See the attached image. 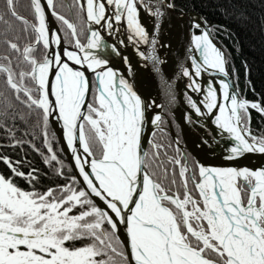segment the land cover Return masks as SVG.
I'll list each match as a JSON object with an SVG mask.
<instances>
[{"label": "snow or ice", "instance_id": "6c2138e0", "mask_svg": "<svg viewBox=\"0 0 264 264\" xmlns=\"http://www.w3.org/2000/svg\"><path fill=\"white\" fill-rule=\"evenodd\" d=\"M18 3L3 0L0 9V24L7 25L0 32V132L10 147L29 144L39 152L15 135L16 121L28 122L35 114L44 163L59 165L53 170L66 182L39 191L37 169L23 170V160L0 154L9 171L0 172V264H264V167L204 166L190 162L178 145L169 156L171 145L154 140L146 150L149 106L100 54L110 47L120 55L124 41L106 45L103 32L118 35V26H126L138 51L140 44L152 46L139 54L154 67L161 63L154 54L157 39H149L140 13L155 18L159 29L173 0H86V5L76 0L90 25L86 43L75 24L57 12L56 0H28L30 18L18 13ZM49 13L70 30L67 45L49 28ZM13 22L21 27L10 37ZM189 27L190 64L181 65L182 75L203 99L188 96L187 103L197 116L206 110L222 136L227 134L226 160L264 156V136L250 129L251 110L264 115V100L240 97L206 21L195 17ZM22 39L28 41L23 46ZM205 74L211 77L206 88L200 83ZM50 121L60 125L71 152L67 173ZM150 122L158 127L161 116Z\"/></svg>", "mask_w": 264, "mask_h": 264}, {"label": "trees", "instance_id": "16d2710c", "mask_svg": "<svg viewBox=\"0 0 264 264\" xmlns=\"http://www.w3.org/2000/svg\"><path fill=\"white\" fill-rule=\"evenodd\" d=\"M173 2L176 10L198 13L211 25L215 40L229 54L228 69L239 95L252 101L264 100V0H174ZM27 3L28 0H19L17 11L21 16L30 18ZM56 5L57 12L74 23L78 33H82L79 38L83 43L87 30L78 3L75 0H56ZM3 7V0H0V9ZM225 9L228 10L227 14H225ZM5 19L10 20L11 18L5 16ZM55 20L67 44L68 39L71 38L70 30H67L56 18ZM13 27L14 30L8 32L10 37L18 35L21 26L18 22H13ZM217 29L219 31H216ZM5 31H7V25L0 24V32ZM65 32H69V35L65 36ZM27 42L22 39L21 46ZM35 55L39 58L40 52L37 51ZM9 124L11 126V121ZM15 129L17 139L31 141L40 151L33 150L29 144L12 148L9 146L11 140L7 138L6 133L0 132V144L4 145L0 148V154L8 155L13 160H23V170L37 169L40 173V180L36 189L39 191L65 183L64 178L57 176L53 170V167H59V165L50 167L44 163L41 152L46 150L40 135L42 129L38 126L37 116L33 114L28 122L16 121ZM250 129L252 134L264 136V115L251 110ZM49 133L50 135L52 133L50 125ZM53 144L58 158L64 162L67 173L68 163L63 158L56 139ZM168 150L171 152L169 147ZM163 152L164 149H161L162 156ZM0 172L9 174L7 167L2 163H0ZM16 183L22 188L30 189L31 187L20 178H16Z\"/></svg>", "mask_w": 264, "mask_h": 264}, {"label": "water", "instance_id": "95a60500", "mask_svg": "<svg viewBox=\"0 0 264 264\" xmlns=\"http://www.w3.org/2000/svg\"><path fill=\"white\" fill-rule=\"evenodd\" d=\"M81 2L85 3L86 5V0H81ZM140 15L143 16L146 20H152L153 18L144 11H141ZM195 17H199L203 21H206L198 13L180 11L176 10L175 8L167 10L163 18L165 24L169 26V28L175 34L173 43H176L179 38H184L187 42V53L180 58L178 64L174 67L173 74L175 77V84H161L159 77L154 75L157 78L159 84H152L151 86L145 85L146 87L134 84L133 89L141 97L145 104L151 108L150 119L154 118L157 114L161 115L162 104L164 103L166 105L173 120L172 124L171 120L167 117L168 123L170 124L169 134L171 135L172 142L176 145V147L177 145L179 146L182 152H184L188 156L190 162L192 160H196L204 166L210 167H249L253 169L264 167V156H261L260 154H247L244 157L236 159L234 161L226 160V153L224 151L225 142L223 136H226L227 134H223L222 136L220 130L212 123V119L208 117V115L206 114V110H204L203 108L202 111L205 112V115L197 116L194 110L189 106V104L184 98L185 93L186 95L191 96L193 100L197 102L203 99L202 94H195L187 87L186 78L182 75L181 69V65L188 66L190 64V53L188 50L190 48L192 30L189 26L191 24L192 19ZM47 23L50 29L58 30L60 36L62 37L60 28L55 20V17L52 16L50 13L47 17ZM86 24L87 28L89 29V23L86 22ZM208 25L211 26L210 24ZM91 28L94 29V24L91 25ZM103 36L105 44H107L109 41L112 42L118 39V37H115L113 35L110 38L107 37L105 32H103ZM63 43L67 45L64 40ZM111 63L112 62L110 61V64ZM220 78L221 77L217 75V81ZM210 79L211 77L208 74H205L200 79V83L203 84L206 88V85L210 81ZM227 79L234 86L230 74ZM189 116H191L192 118L191 122L188 120ZM150 119L145 124L144 136L146 137V139L144 140L143 144V147L145 149L146 143L150 140L152 131L156 128V126L151 124ZM49 125L51 127L52 132L56 133V141L59 146L60 152L69 165L71 163V152L70 150H65L66 144L63 142V133L61 131V127L59 124H54L52 121H50ZM205 141H207V143H205ZM216 141H219V145L216 143ZM120 236L122 239L125 238L123 229H121Z\"/></svg>", "mask_w": 264, "mask_h": 264}, {"label": "bare ground", "instance_id": "6f19581e", "mask_svg": "<svg viewBox=\"0 0 264 264\" xmlns=\"http://www.w3.org/2000/svg\"><path fill=\"white\" fill-rule=\"evenodd\" d=\"M163 18L159 21L160 26L159 29H157V21L155 18L146 20L140 15L141 25L149 33V39L151 40L153 37L157 39L154 54L159 58L161 63L157 64L155 67L151 60H146L139 54L140 52L147 53L152 46L150 44H140L138 46V51L137 45L128 41L129 33L126 26H118L120 28L119 34L113 35L124 41V43L120 45V55L115 57V55L111 53L110 47H108V51H106L105 54L104 52L101 53L112 62L110 64L111 67H119L121 69L132 86L135 84L146 87L152 84H159L155 76L159 77L161 84H175V77L173 74L174 67L178 64L180 58L187 53V42L186 39L179 38L176 43H173L175 34L169 26L165 24ZM94 29H98V26L94 25ZM104 32L107 37H111L106 30ZM113 42L119 43L117 40L112 42L109 41L106 45L110 46ZM125 58H127V63H125ZM156 68L160 70L156 71ZM147 116L150 119V107L147 108Z\"/></svg>", "mask_w": 264, "mask_h": 264}, {"label": "flooded vegetation", "instance_id": "af4514ba", "mask_svg": "<svg viewBox=\"0 0 264 264\" xmlns=\"http://www.w3.org/2000/svg\"><path fill=\"white\" fill-rule=\"evenodd\" d=\"M76 1V0H75ZM79 5V7H80V4H78ZM69 7H70V5H69ZM175 8V7H174ZM69 9H71V8H69ZM84 15V14H83ZM84 22H85V27H86V30H87V33H86V37H87V35H88V28H87V24H86V21L84 20ZM210 30H211V26H210ZM86 37H85V41L83 42V43H86L87 41H86ZM213 39H214V41H215V43L225 52V54H226V56H227V70H228V72H229V74H230V76H231V78H232V81H233V84H234V80H233V77H232V75H231V73H230V71H229V69H228V59H229V54L225 51V49H224V47L223 46H221L218 42H217V40H215V38H214V36H213ZM121 40V38H118L117 39V41L119 42ZM107 51H108V49H107ZM101 54V53H100ZM104 54H105V52H104ZM115 57H116V55H115ZM118 57V56H117ZM113 68H115L117 71H118V73L120 74V75H122V76H124V78L125 79H127V77L125 76V74L121 71V69L119 68V67H113ZM129 82V81H128ZM130 83V82H129ZM131 84V83H130ZM132 85V84H131ZM235 86V85H234ZM236 87V86H235ZM184 98H185V100L187 101V99H188V95H186L185 93H184ZM91 99H92V97L91 96H89V101L91 102ZM161 112H162V114L160 115L161 116V122H160V124H159V126L157 127L156 126V128L152 131V134H151V136H150V140H154L156 143H159V142H162V143H159V144H163V145H165V142H166V145L168 146V145H171V147H169V149H170V151L171 152H169V150L167 151V153H168V155L169 156H171V155H173L174 154V149L176 148V145L175 144H173V142H172V138H171V135L169 134V128H170V124L168 123V120H167V117L171 120V122H172V124H173V120H172V117H171V115H170V113H169V111H168V109H167V107H166V105L163 103L162 104V108H161ZM149 140V141H150ZM149 141L146 143V150L147 149H149L150 147H151V145L149 144ZM163 141H164V143H163ZM165 145V146H166ZM163 149V148H162ZM162 158H163V156H162Z\"/></svg>", "mask_w": 264, "mask_h": 264}, {"label": "rangeland", "instance_id": "374dc122", "mask_svg": "<svg viewBox=\"0 0 264 264\" xmlns=\"http://www.w3.org/2000/svg\"><path fill=\"white\" fill-rule=\"evenodd\" d=\"M68 6H69V4H68ZM85 41V40H84ZM186 78V85H188V83H189V80H188V78L187 77H185Z\"/></svg>", "mask_w": 264, "mask_h": 264}]
</instances>
